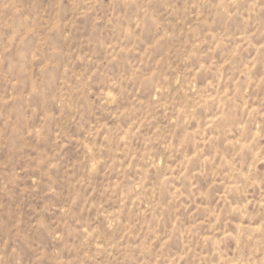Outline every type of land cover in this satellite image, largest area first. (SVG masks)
I'll use <instances>...</instances> for the list:
<instances>
[{"label": "rangeland", "instance_id": "1", "mask_svg": "<svg viewBox=\"0 0 264 264\" xmlns=\"http://www.w3.org/2000/svg\"><path fill=\"white\" fill-rule=\"evenodd\" d=\"M0 264H264V0H0Z\"/></svg>", "mask_w": 264, "mask_h": 264}]
</instances>
